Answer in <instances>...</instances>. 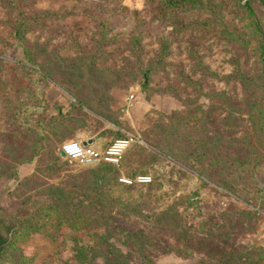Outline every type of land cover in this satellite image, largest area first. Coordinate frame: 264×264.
Returning a JSON list of instances; mask_svg holds the SVG:
<instances>
[{
    "label": "rangeland",
    "instance_id": "1",
    "mask_svg": "<svg viewBox=\"0 0 264 264\" xmlns=\"http://www.w3.org/2000/svg\"><path fill=\"white\" fill-rule=\"evenodd\" d=\"M196 2L0 0V232L19 222L0 264H234L238 244L264 264V2ZM120 135L133 142L117 165L58 155L85 139L102 154ZM105 166L113 212L167 211L171 230L141 219L145 245L107 240L96 220L111 205L63 208L66 176ZM136 176L150 182L119 181ZM202 222L200 240L222 247L188 257L181 232Z\"/></svg>",
    "mask_w": 264,
    "mask_h": 264
},
{
    "label": "trees",
    "instance_id": "2",
    "mask_svg": "<svg viewBox=\"0 0 264 264\" xmlns=\"http://www.w3.org/2000/svg\"><path fill=\"white\" fill-rule=\"evenodd\" d=\"M232 1V0H230ZM239 0H233V2H237ZM254 2H261L263 3V0H252ZM153 3L156 4H161L162 6V11L165 10H170V11H182L184 7H186L187 9L189 8H193V6H197L198 2H196V0H153ZM248 5H249V1H247L245 3V8L248 9ZM249 13L250 10L248 9ZM258 35L260 37V40L262 42L261 45V53L262 55L264 54V38L261 34V32H258ZM263 72H264V66H263ZM147 84L143 83L142 86L145 87ZM119 138L123 137L122 135L118 136ZM59 155V152H58ZM60 156V155H59ZM59 156H55L54 159L55 160H61V156L59 158ZM64 160H67L64 158ZM69 161V160H67ZM70 162V161H69ZM113 169L112 167H103V168H99V170H89L87 171L85 174L83 175H68L66 176L68 178V180L65 182V184H67V191L65 192L66 195H63V191H61L60 193V199L62 201V205L67 201V203H65L66 205L63 208H69V204L70 200L73 198V196L75 195H79L81 198L87 197L91 200V202H96L99 203V205H111V209L106 210L101 212L98 215V219L96 220V223H98V227L103 228L104 234H105V238H107V240H111L112 238H114L115 236H126V240L128 239L132 244L134 245H145V238L146 236H144V232L141 230V228L139 227L140 224V220L142 219L143 222H147L149 224H151V229H152V234H155L156 232L154 230H161V231H167L171 230L168 225V223H173L175 221L174 216H170L169 213L166 212H162L160 214L157 215H152V216H147L144 215L142 216V218H140V220L135 221L132 218H136L138 217L135 211H130L128 212L129 216L127 217H119V213L118 211L113 212V208H115L116 203L114 200L107 201L105 199V195H103V187L105 186V183L108 181V179H110L113 174ZM135 175H131V177H134ZM61 190V189H60ZM189 201H191L193 203L194 198H190ZM105 202V203H104ZM80 206V205H79ZM67 210V209H65ZM79 212L77 211V209H75V211H73V216L71 218H68L69 221L68 223H72L74 222L76 219V223L75 225L70 224L72 227L75 226L76 229H83L86 227V225L83 224H79L83 221V218H81L79 216ZM222 218L225 219L227 218V221L232 222L233 220H231V216L226 215V214H222ZM18 221V220H17ZM16 219H11L10 221H8V224L6 225V231L2 234L0 232V259L1 257L5 254L7 247L9 245V243L12 241V237L14 235V232L17 230V227H19V222H17ZM203 223H201L200 226V231L196 232H181L182 234V242H183V250H184V255H188V257H191L195 254H200L203 253L205 255V257L212 255L215 256L216 252H212L210 249L207 248H203V246L205 247V245H210V246H214L215 248H221L220 247V243H218L216 240L214 241L213 239H207L205 242H202L200 240V238H202L201 235V231L202 228L204 229V227H209V224H214V229L216 227V223H215V218H211L206 220L204 227ZM60 227V225H59ZM61 228V227H60ZM39 228L35 229L38 230ZM195 240H199L197 243L195 242ZM222 244L223 241H222ZM246 246V245H245ZM243 246V244H238L235 247V250L233 252V263L234 264H260V262L258 261V263L256 262H252L250 260V256H253V252H251L250 249L247 248V246L245 247ZM262 250H264L263 248H261ZM208 260L206 259H201L200 260V264H219L218 261L214 260L215 263H211V262H207ZM146 264H152L150 261H146ZM262 264V263H261Z\"/></svg>",
    "mask_w": 264,
    "mask_h": 264
},
{
    "label": "built area",
    "instance_id": "3",
    "mask_svg": "<svg viewBox=\"0 0 264 264\" xmlns=\"http://www.w3.org/2000/svg\"><path fill=\"white\" fill-rule=\"evenodd\" d=\"M132 142V139L120 138L101 154L92 146H84L82 141H68L60 146L59 152L64 155L65 159L85 166H93L101 161L117 165ZM119 181L125 185H143L150 182V177L120 178Z\"/></svg>",
    "mask_w": 264,
    "mask_h": 264
},
{
    "label": "water",
    "instance_id": "4",
    "mask_svg": "<svg viewBox=\"0 0 264 264\" xmlns=\"http://www.w3.org/2000/svg\"><path fill=\"white\" fill-rule=\"evenodd\" d=\"M92 140H85V141H82V144L84 145V146H91L92 145ZM59 155L62 157V158H64V155L61 153V152H59Z\"/></svg>",
    "mask_w": 264,
    "mask_h": 264
},
{
    "label": "crops",
    "instance_id": "5",
    "mask_svg": "<svg viewBox=\"0 0 264 264\" xmlns=\"http://www.w3.org/2000/svg\"><path fill=\"white\" fill-rule=\"evenodd\" d=\"M86 140V139H85Z\"/></svg>",
    "mask_w": 264,
    "mask_h": 264
}]
</instances>
